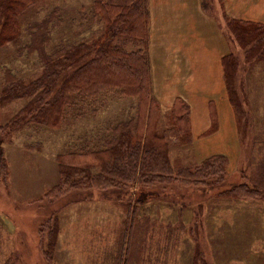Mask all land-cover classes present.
I'll list each match as a JSON object with an SVG mask.
<instances>
[{
	"label": "rangeland",
	"instance_id": "rangeland-1",
	"mask_svg": "<svg viewBox=\"0 0 264 264\" xmlns=\"http://www.w3.org/2000/svg\"><path fill=\"white\" fill-rule=\"evenodd\" d=\"M93 1L36 0L22 14L21 21L25 26L57 8L60 23L51 29L49 49H53L60 42L80 40L101 28V23L95 24L90 18ZM221 2L201 0V5L221 28L228 41L227 53L231 51L239 58L235 87L244 114L236 116L225 87L224 98L216 99L221 107L216 109L213 97L205 101L198 90L181 86L182 90L196 93V104L193 99V102L188 99L189 103L182 98L189 106L191 144L175 140L174 133L168 130L171 123L168 116L162 115L159 123V131H167L171 159L179 156L189 167L211 155H225L226 173L221 182L211 187L182 179L154 183L142 189L148 197L138 205L135 204L139 198L137 185L133 186V195L127 196H118L115 188L88 187L83 178L77 187L58 186L57 154L101 147L111 124L130 116L128 107L136 100L110 94L107 105L95 114L86 107L80 115H75L74 109V115L65 118L60 128L33 124L5 137L2 148L8 175L5 181L0 180V264H121V255L127 250L125 243L118 263L126 201L136 205L137 216L143 218L134 242L128 243L127 264H191L197 250L206 264H264V196L260 191L247 193L248 187L236 190H244L240 194H222L240 184L260 187V177L264 176V60L244 61L245 50L229 36L223 16L224 12L228 13ZM175 3L183 2L175 0ZM23 32L20 42L0 47V64L30 78L39 73V64L35 54L18 55L17 48L26 40L28 31L23 29ZM182 68L178 72L186 74V68ZM166 70V74L176 72L170 65ZM161 74L165 70L152 71L151 66L154 96L161 111L167 112L174 91L169 93L170 86L162 89L161 82L156 83L161 80ZM22 105V101H13L1 106L0 126ZM191 105L195 114L194 131ZM212 106L217 119L213 131L210 129ZM223 106L225 110L220 113ZM98 170L94 167L90 173ZM52 240L55 243H48Z\"/></svg>",
	"mask_w": 264,
	"mask_h": 264
},
{
	"label": "trees",
	"instance_id": "trees-1",
	"mask_svg": "<svg viewBox=\"0 0 264 264\" xmlns=\"http://www.w3.org/2000/svg\"><path fill=\"white\" fill-rule=\"evenodd\" d=\"M35 1L0 0V47L20 42L24 37L23 29H26V40L17 48L18 55L35 54L39 64V73L30 78L20 76L9 65L0 64V107L13 101L23 102L0 126L3 130L0 134L2 182L8 175L2 148L7 135L33 124L60 128L65 118L74 115V109L75 115H80L86 107L95 114L107 105L110 94L136 100L128 107L130 116L112 123L109 129L107 127L111 131L107 130L109 133L104 136L101 147L89 149L85 141L89 150L57 154L58 186L77 187L83 178L88 187L115 188L118 196H127L133 195V186L137 185L139 198L135 204L138 205L148 197L142 189L154 183L182 179L194 185L211 187L221 182L226 173L225 155H211L188 167L181 157L170 158L167 131H159L161 117L168 116L171 121L168 130L174 133L175 140L180 144H191L188 104L181 96H175L168 111L162 112L153 93L148 0H94L90 18L95 24L101 23V28L80 40L60 42L53 49H49L51 29L60 23L57 8L25 26L21 21L22 14ZM223 16L229 36L245 50L244 61L264 60V22L233 18L225 12ZM221 65L228 102L236 116L244 114L235 87L239 58L230 51L221 57ZM211 112L214 116L210 129L213 131L217 125L213 106ZM94 167L99 168L98 172L90 173ZM242 188H246L247 193L260 191L264 196V176L260 177V187L240 184L238 188L222 191V194H240L244 190H236ZM136 205L130 201L123 205L126 215L120 232L117 262L125 243L127 250L121 255V264L129 263V256H126L128 243L134 242L138 226L142 225L143 218L137 216ZM48 243L53 244L55 240ZM191 264H206L199 250Z\"/></svg>",
	"mask_w": 264,
	"mask_h": 264
},
{
	"label": "crops",
	"instance_id": "crops-1",
	"mask_svg": "<svg viewBox=\"0 0 264 264\" xmlns=\"http://www.w3.org/2000/svg\"><path fill=\"white\" fill-rule=\"evenodd\" d=\"M149 2V55L152 71L156 68L165 70V74H161V80L156 83L161 82L162 89H168L170 86L169 93L174 91L173 98L181 96L188 102L193 99L196 104V93L182 90L181 86L194 88L195 91L200 92L205 101L209 96L213 97L215 107L219 109L221 105L217 106L216 99L224 98L221 57L228 52V41L222 35L216 19L203 9L201 0H181L183 3H175V0ZM222 2L224 10L231 17L264 22V0H222ZM169 65L176 71L174 74H166V67L169 69ZM180 68L182 70L186 68L187 73L178 72ZM166 75L169 76L168 80ZM213 86L214 90H210ZM208 109L207 103L206 111ZM224 110L223 106L219 112L223 113ZM194 115L191 105L193 131ZM206 126L207 124L201 130Z\"/></svg>",
	"mask_w": 264,
	"mask_h": 264
}]
</instances>
